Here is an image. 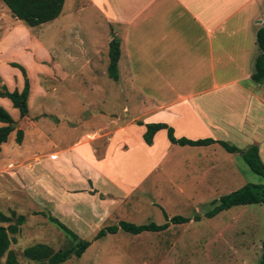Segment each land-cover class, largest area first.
<instances>
[{
	"label": "rangeland",
	"instance_id": "rangeland-1",
	"mask_svg": "<svg viewBox=\"0 0 264 264\" xmlns=\"http://www.w3.org/2000/svg\"><path fill=\"white\" fill-rule=\"evenodd\" d=\"M0 5L6 11L0 12V89L2 85L10 91L22 88L23 76L10 62L25 68L29 82L26 116L21 117L8 98L0 97V107L23 131L20 143L14 139V130L0 146V210L25 216L9 249L19 264H35L23 256L25 247L42 243L57 251L73 246L75 241L48 219L54 202L42 185L31 183L32 176L43 162H56L49 155L56 151L62 158L63 151L86 132L110 131L108 137L93 144L101 155L106 147L121 141L120 134L114 132L117 123L134 115L144 120V111L152 104L126 77L123 57L118 61V80L109 77L108 41L114 32L93 3L64 0L59 17L35 27L11 17L1 0ZM18 22L29 29L28 33L17 31L10 41L3 35L8 28L11 33ZM138 126L133 125V139L143 143ZM132 159L143 170L152 162L159 167L99 223L93 225L88 220L91 225L84 227L72 217L53 214L78 238L90 242L80 257L72 255L60 264H259L264 240L263 203L233 206L213 217L205 215L220 196L246 183L264 184V178L251 171L241 156L213 145L172 149L158 162L142 152ZM210 160L222 169L216 179L197 172ZM69 166L61 170L64 179L68 172L73 173ZM41 172L49 173L47 169ZM41 180L49 183L47 177ZM81 183L76 180L73 184ZM164 214L168 219L174 215L191 219L179 224L168 220L169 225L161 231L132 234L119 229L95 238L100 228L116 225L119 220L164 224ZM82 218L87 217L83 214ZM4 259L5 255L0 264Z\"/></svg>",
	"mask_w": 264,
	"mask_h": 264
},
{
	"label": "crops",
	"instance_id": "crops-1",
	"mask_svg": "<svg viewBox=\"0 0 264 264\" xmlns=\"http://www.w3.org/2000/svg\"><path fill=\"white\" fill-rule=\"evenodd\" d=\"M88 1L111 26L112 37L119 39L118 61L123 57L127 63L126 77L152 105L144 111V120L134 115L117 123L114 132L120 134L121 141L106 147L101 155L93 144L108 137L110 131L86 132L63 151L62 158L56 151L49 155L55 163L39 159L43 167L35 172L31 183L48 191L54 202L53 217H72L84 227L91 225L88 220L93 225L99 223L159 167L156 162L144 170L138 167L132 161L137 152L158 162L172 149L219 145L173 144L165 129L156 131L147 145L133 139L135 124L139 125V135L145 131L144 124L163 122L173 128L176 137L239 142L242 144L233 145L240 149L255 144L264 163V81L251 79L259 54L256 32L264 24V0ZM0 12L6 13L2 5ZM19 22L3 36L11 41L18 32L28 33ZM234 161L231 158V166ZM64 165L73 170L67 179L61 173ZM202 167L199 175H213L214 179L222 175L213 160ZM43 169L49 173L41 172ZM45 177L48 184L41 180ZM76 180L81 185H74ZM96 181L102 182L100 187Z\"/></svg>",
	"mask_w": 264,
	"mask_h": 264
},
{
	"label": "trees",
	"instance_id": "trees-1",
	"mask_svg": "<svg viewBox=\"0 0 264 264\" xmlns=\"http://www.w3.org/2000/svg\"><path fill=\"white\" fill-rule=\"evenodd\" d=\"M9 8L11 15L22 21L28 27H35L42 23L49 22L57 18L62 10L64 0H2ZM264 18V12H263ZM256 44L259 54L256 56L251 73V79L254 82L260 83L264 81V24L259 27L256 32ZM120 55V42L116 37H112L108 42V66L107 72L109 77L114 80L118 79L117 63ZM10 65L20 70L23 76V85L21 90H8L4 85L0 89V97L8 98L14 108L18 110L21 117L28 113L27 99L29 94V82L25 73V68L17 62H10ZM0 146L8 140L9 134L15 130V141L20 143L23 138L21 128H16L15 122L9 112L0 107ZM145 131L142 134L143 141L150 145L153 135L160 129L166 130L167 139L173 144L180 146H206L217 143L226 151L231 153H240L244 162L251 171L264 178V163L262 162L258 147L255 144L247 146L245 149H240L237 146L223 140H216L210 137L189 139L186 137H176L173 128L166 123H146L144 124ZM264 204V184L246 183L241 188L232 191L228 194L219 197L218 202L211 210L206 212L207 217H213L223 210H227L233 206L246 204ZM164 224L157 225L153 222L144 224H134L127 221L119 220L118 224L100 228L95 238L104 236L106 233H115L119 229L132 233L139 234L144 231H161L166 229L169 222L174 224L188 222L191 218L187 216L174 215L167 218ZM48 219L58 228L70 235L75 241V244L66 249L53 251L46 244L37 243L25 247L22 254L25 258L34 261L35 264H60L69 257H80L85 249L89 246L88 240L78 238L70 229L64 226L57 218L52 215ZM25 220V216L17 214L14 210L10 211L9 215L0 210V259L5 255L3 264H19L15 253L9 249L12 242V236L19 231L20 225ZM169 220V222H167ZM259 264H264V240L261 243V255Z\"/></svg>",
	"mask_w": 264,
	"mask_h": 264
},
{
	"label": "water",
	"instance_id": "water-1",
	"mask_svg": "<svg viewBox=\"0 0 264 264\" xmlns=\"http://www.w3.org/2000/svg\"><path fill=\"white\" fill-rule=\"evenodd\" d=\"M15 126H18V123H16Z\"/></svg>",
	"mask_w": 264,
	"mask_h": 264
}]
</instances>
